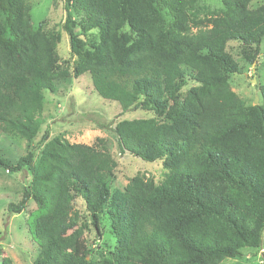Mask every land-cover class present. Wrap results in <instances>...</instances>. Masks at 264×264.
I'll return each mask as SVG.
<instances>
[{
	"label": "trees",
	"instance_id": "1",
	"mask_svg": "<svg viewBox=\"0 0 264 264\" xmlns=\"http://www.w3.org/2000/svg\"><path fill=\"white\" fill-rule=\"evenodd\" d=\"M252 1L220 0L210 11L197 0H65L70 66L57 51L60 30L33 26L25 0H0V131L31 142L42 91H55L72 68L123 111L151 113L111 131L119 153L164 170L160 182L138 173L111 187L117 162L100 139L71 143L60 134L15 164L0 156V169L30 171L8 207L19 213L35 203L26 218L38 247L30 264H220L260 247L264 85L260 102L245 104L229 82L241 70L229 42L252 64L264 37V2ZM189 79L195 84L183 91ZM103 218L116 242L107 249L92 243L106 230ZM0 264H13L1 249Z\"/></svg>",
	"mask_w": 264,
	"mask_h": 264
},
{
	"label": "rangeland",
	"instance_id": "2",
	"mask_svg": "<svg viewBox=\"0 0 264 264\" xmlns=\"http://www.w3.org/2000/svg\"><path fill=\"white\" fill-rule=\"evenodd\" d=\"M25 1L30 5V20L33 26L44 23L45 28L51 31L60 30L61 40L57 51L60 57L69 60V65L72 66L75 58L70 52L68 33L65 29V0ZM263 2L264 0H253L251 6L256 7ZM197 6L210 11L223 7L220 0H197ZM228 50L237 58L241 69L239 73H234L229 78L232 90L245 104L260 102L258 86L264 85V37L259 44L258 57L252 64L242 58L241 49L236 42H229ZM252 79H255V82ZM194 84L189 79L183 91ZM42 93L43 106L41 112L37 114L40 120L37 135L31 142H27L17 135L4 134L0 131L1 157L15 164L29 151L37 154L43 140L56 134L62 135L71 143L88 145L95 144L99 138L100 146L107 149L117 162L113 175L109 178L111 187H124L129 179L138 173L151 177L155 182H160L163 178L164 170L160 162H145L128 153H119L111 131L112 125L121 119L150 117V112L141 109L123 111L117 102L104 99L95 92L88 73L74 76L72 68L66 82L59 83L55 91L43 90ZM29 182L28 166L17 172L0 169V249L13 264H30L38 249L26 227L27 214L35 208L34 201L29 200L19 213L8 209L10 205H16L20 201L23 189ZM80 203L78 201L76 204L79 210L82 208ZM103 219L102 223L106 225V230L102 231L101 238H96L92 243L94 246L107 249L116 242L109 233L108 220ZM88 235L95 237L93 233ZM220 264H264V230L260 247H243L237 257L225 258Z\"/></svg>",
	"mask_w": 264,
	"mask_h": 264
},
{
	"label": "water",
	"instance_id": "3",
	"mask_svg": "<svg viewBox=\"0 0 264 264\" xmlns=\"http://www.w3.org/2000/svg\"><path fill=\"white\" fill-rule=\"evenodd\" d=\"M253 82H255V79H252ZM256 104V103H255Z\"/></svg>",
	"mask_w": 264,
	"mask_h": 264
}]
</instances>
